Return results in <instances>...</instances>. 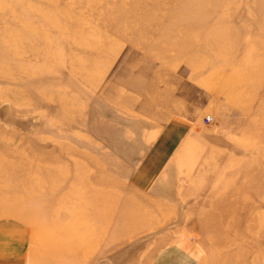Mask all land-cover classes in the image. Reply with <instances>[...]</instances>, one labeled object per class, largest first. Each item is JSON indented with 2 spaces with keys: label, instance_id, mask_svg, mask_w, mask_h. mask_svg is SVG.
Masks as SVG:
<instances>
[{
  "label": "rangeland",
  "instance_id": "374dc122",
  "mask_svg": "<svg viewBox=\"0 0 264 264\" xmlns=\"http://www.w3.org/2000/svg\"><path fill=\"white\" fill-rule=\"evenodd\" d=\"M45 1L0 0V264H264V0Z\"/></svg>",
  "mask_w": 264,
  "mask_h": 264
},
{
  "label": "crops",
  "instance_id": "0c3cea01",
  "mask_svg": "<svg viewBox=\"0 0 264 264\" xmlns=\"http://www.w3.org/2000/svg\"><path fill=\"white\" fill-rule=\"evenodd\" d=\"M135 183H139V186L142 187V188L147 187L149 184H151L150 179L146 180V181L145 180H136ZM8 226H9L8 223H0V231L3 232L4 234H7V235H13V232H18L19 231L17 229H15L14 231H11V230H9L10 228ZM18 235L16 234L15 236L19 237ZM19 252L11 251V252H7V254H5L3 252V258L5 259L4 264H17L16 260H18V262L20 261L19 259H21V256L23 255V252H24V249H23L21 254H18ZM17 257H18V259H17Z\"/></svg>",
  "mask_w": 264,
  "mask_h": 264
},
{
  "label": "bare ground",
  "instance_id": "6f19581e",
  "mask_svg": "<svg viewBox=\"0 0 264 264\" xmlns=\"http://www.w3.org/2000/svg\"><path fill=\"white\" fill-rule=\"evenodd\" d=\"M33 1H35V2H39V1H40V2H42V3H45V2H46L45 0H39V1H38V0H33ZM10 7H11V6H10ZM33 7H34V6H33ZM34 9H35V8H34ZM3 11H5V9H4ZM46 13H48V12L45 11V13L43 12V14H42V16H44V17L42 18L43 20H44L46 17H48V16H46ZM21 42H22V41H21ZM18 51H20V50H18ZM28 55H29V54H28ZM20 70H21V69H20ZM3 147H4V146H3ZM4 148H5V147H4ZM63 150H64V149H63ZM63 150H62V151H63ZM60 152H61V151H60ZM62 155H63V154H62ZM56 161H57V160H56ZM85 161H86V160H85ZM84 163L86 164V162H84ZM81 164H82V163H81ZM81 164H80V165H81ZM87 164H88V163H87ZM87 164H86V165H87ZM77 166H78V165H77ZM83 166H84V165H83ZM83 166H82V167H83ZM82 167H81V168H82ZM87 167H88V166H87ZM76 168H77V167H76ZM83 168H84V167H83ZM34 169H35V171H39V167H38L37 165L34 166ZM84 169H85V168H84ZM80 170H81V169H80ZM55 171H56V170H55ZM39 172H40V171H39ZM74 172H75V171H74ZM81 172H82V170H81ZM53 173H54V172H53ZM53 173H52V174H53ZM58 173H59V172H58ZM66 173H67V172H66ZM76 173H77V169H76ZM82 173H83V172H82ZM42 175H43L44 179H47V180H49V179H50V176H52L51 173L48 172L47 169H46V170H42ZM53 175H54V174H53ZM55 175H56V174H55ZM60 175H61V174H60ZM60 175H58V176H54V177H55L54 179H56V177L59 178ZM67 175H68V174H67ZM67 175H66V176H67ZM79 175H80V174H79ZM82 175H83V174H82ZM64 176H65V175H64ZM71 176H72V172H71ZM60 177H61V176H60ZM78 177H79V176H78ZM84 177H85V176H84ZM87 177H88V176H87ZM52 178H53V177H52ZM81 178H82V177H81ZM81 178H80V179H81ZM76 179H77V177H76ZM76 179H75V180H76ZM82 179L85 180V178H82ZM92 179H93V178H92ZM88 180H89V178H88ZM88 180H87V181H88ZM89 181H90V180H89ZM89 181H88V182H89ZM108 186H109V183H108ZM71 191H72V189H71ZM69 195H70V194H69ZM97 200H98V199H97ZM91 206H92V205H91ZM87 210H88V209H87ZM85 211H86V210H85Z\"/></svg>",
  "mask_w": 264,
  "mask_h": 264
},
{
  "label": "built area",
  "instance_id": "2783aa9c",
  "mask_svg": "<svg viewBox=\"0 0 264 264\" xmlns=\"http://www.w3.org/2000/svg\"><path fill=\"white\" fill-rule=\"evenodd\" d=\"M210 120H211L210 116H206V117H205V121H206V122H208V121H210Z\"/></svg>",
  "mask_w": 264,
  "mask_h": 264
}]
</instances>
